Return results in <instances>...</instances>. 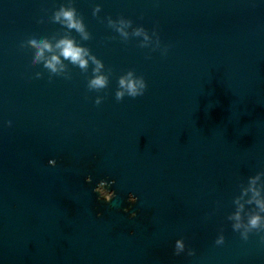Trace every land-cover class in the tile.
<instances>
[{"label": "water", "instance_id": "95a60500", "mask_svg": "<svg viewBox=\"0 0 264 264\" xmlns=\"http://www.w3.org/2000/svg\"><path fill=\"white\" fill-rule=\"evenodd\" d=\"M65 38L99 73L35 62L31 40L46 60ZM121 77L143 94L117 100ZM253 188L264 201V0H0V264H264Z\"/></svg>", "mask_w": 264, "mask_h": 264}, {"label": "clouds", "instance_id": "9594fccd", "mask_svg": "<svg viewBox=\"0 0 264 264\" xmlns=\"http://www.w3.org/2000/svg\"><path fill=\"white\" fill-rule=\"evenodd\" d=\"M63 17V20L66 22V27L68 29H75L78 33H84V25L81 21L77 20L75 18V11L71 9H63L61 8L60 12L57 13L56 19L60 20V17ZM117 31H120L123 34V29H117ZM142 29L137 30V35H140ZM85 39H87V35L85 34ZM145 39H147V35H145ZM32 47L36 48V54H35V62H40L43 60V67L47 70H49L52 73H55L57 71V65L61 64V57L64 58V60L69 61L70 63L74 65H78L81 69H86L88 67V60L91 59L94 64H96V67L93 68L94 73H99L100 68L103 67V65L96 60L95 57L89 56L88 51L85 48H82L80 46H77L72 39H61L56 44V47L60 49L59 55H52L50 59H44L45 51L51 52L52 51V45L48 43L46 40H41L39 43H37L36 40H31L29 42ZM131 76V73L128 74ZM107 78L103 75H94L93 78L89 81V87L92 89H103L107 86ZM146 88L145 81L141 78L139 80L136 79H125L124 77H121L119 79V88L116 91V99L121 100L125 94L131 97H136L139 95H142L144 90ZM101 102L100 98L96 99V103L99 104ZM253 183L255 181L253 180ZM254 196L253 200L255 201V204L260 208L261 211H264V201L256 199V197L259 196V192L256 191L254 188L252 189ZM130 200L132 203H135V198L130 196ZM253 201H248L249 204H251ZM243 205H241V208ZM229 219H235L237 223L233 224L232 227L234 230L238 231L243 225L240 223L241 216L240 212L237 211L233 216L229 217ZM262 218L260 215H252L249 217L247 221V227L249 230L251 229H260ZM242 237L244 239H247L246 233H241ZM224 242V237L221 235L217 240V244H222ZM183 243L179 240L176 241V253L179 254V251L183 250ZM190 255L193 253H189Z\"/></svg>", "mask_w": 264, "mask_h": 264}]
</instances>
